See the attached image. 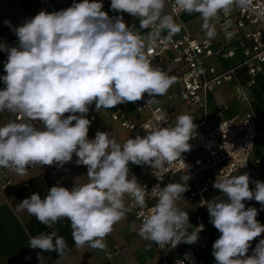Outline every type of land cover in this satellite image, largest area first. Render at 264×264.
<instances>
[{
  "label": "clouds",
  "instance_id": "obj_1",
  "mask_svg": "<svg viewBox=\"0 0 264 264\" xmlns=\"http://www.w3.org/2000/svg\"><path fill=\"white\" fill-rule=\"evenodd\" d=\"M174 3L180 12L201 16L208 38L216 35L210 21L219 13L228 16L234 7H252V0ZM165 5L166 0H111L113 11L128 13L139 20L142 29L150 28L147 36L134 32L122 16L109 17L100 0H82L25 20L14 29L18 46L0 44V50L8 53L6 75L0 77L5 85L0 90V113L19 117L0 125V168L19 175L36 166L62 168L73 154L77 165L87 166L86 182L77 178L71 190L58 184L43 198L33 193L16 206L18 212L26 211L49 228L62 218L69 220L77 247H106L104 238L130 211L126 194L134 206L147 207L148 192L135 176L129 178V162L150 165L153 175L162 180L165 165L183 161L181 154L191 150L189 140L196 135L197 125L187 114L178 115L173 127L146 125L147 135L128 138L122 144L108 132L97 131L94 139L88 138L92 121L87 113L93 102L100 112L139 101L147 93L152 97L147 101L150 104L175 83V77L153 66L146 55L181 30L172 15L163 14ZM4 23L11 26L10 21ZM163 31L167 37L161 36ZM189 179L185 173L183 183L162 188L157 184L152 189L157 202L142 220L141 238L172 248L198 240L203 225L189 232L188 212L176 204L188 190ZM249 185L247 173L216 177L213 187L223 198L207 203L210 223L220 233L212 246L216 264H264V239L247 255L250 242L264 233V225L256 219L257 209L246 208L244 203L254 199L264 206V182L256 181L254 190ZM29 247L63 253L67 243L53 230L30 237Z\"/></svg>",
  "mask_w": 264,
  "mask_h": 264
},
{
  "label": "built area",
  "instance_id": "obj_2",
  "mask_svg": "<svg viewBox=\"0 0 264 264\" xmlns=\"http://www.w3.org/2000/svg\"><path fill=\"white\" fill-rule=\"evenodd\" d=\"M59 0H38L36 9L40 10L47 5L56 4ZM102 10L107 12L109 17H119L116 11L111 9L110 4L100 0ZM168 15H172L176 24L180 25L181 34L172 35L167 43L158 42L155 47L146 52L155 67H160L169 76L175 77L177 84V97L193 113L195 107L204 110V120L197 125L196 135L189 140L191 150L181 154L183 161L177 160L170 165H165L166 171L163 179L158 180L153 175L150 165H135L129 162V178H146L140 183L146 191V208L134 206V200L130 195H125V202L133 212L134 218L140 227L142 220L148 210L157 202V197L152 189L159 184L162 188L169 183H175L178 174L185 173L190 177L187 181L188 190L183 194L188 202H196L197 208L202 212L195 214L192 231L203 225V231L199 232L198 240L193 244L181 242L176 248L170 245L160 247L153 242L157 250V257L160 264H208L200 253L204 249L213 251V244L219 238V231L210 223V216L207 203L218 200L222 193L207 198L206 193L213 188L216 177L221 175L235 176L247 173L250 179V189H255V182H264V161L254 157L253 152L257 137L261 136V147L264 150V128L260 127L257 115L252 107V91L258 85L260 76L264 74V0H252V7L247 10L234 7V11L228 16L221 12L219 27L224 38L223 43H215L211 38L203 36L195 37L186 27L183 15L176 7L174 0H166ZM31 17V14H28ZM150 29V28H149ZM168 35H162L167 37ZM173 52L171 69L164 67L165 54ZM215 59L222 64L221 69L209 64V59ZM235 59L232 63L229 60ZM7 60L3 59L2 64ZM224 64V65H223ZM225 82L233 83V95L239 102L242 110L230 118H222L212 128L203 130L201 126L208 117V106L213 104L217 114H221L228 106L225 102H217L209 99L219 87ZM4 87L3 85H1ZM147 93L141 99L137 110H148L149 117L139 125L129 123L123 115L113 114L114 120H120L123 127L128 128L133 139L140 135L144 137L147 131L143 128L146 125L151 128L173 127V112L165 104H147L151 99ZM95 102L89 106L87 118L91 124L96 120V114L92 108ZM12 114V113H11ZM13 119H19L13 115ZM39 122L35 123L38 127ZM205 150L207 159L197 167L189 165V158L198 150ZM187 165L185 168L184 163ZM7 168H0V189L12 183L11 173ZM183 183V182H182ZM246 208L255 207L258 211L256 219L264 225L260 217L264 215L262 205L255 201H244ZM213 230L215 239L211 240L206 231ZM191 231V232H192ZM264 239V233L250 242L247 255L251 256L259 240ZM106 252L105 258H110L117 253ZM149 261H147L148 263Z\"/></svg>",
  "mask_w": 264,
  "mask_h": 264
},
{
  "label": "crops",
  "instance_id": "obj_3",
  "mask_svg": "<svg viewBox=\"0 0 264 264\" xmlns=\"http://www.w3.org/2000/svg\"><path fill=\"white\" fill-rule=\"evenodd\" d=\"M111 5V0H105ZM82 0H59L56 4L47 5L43 9L37 10L36 4L38 0H0V44L8 47L18 46V38L15 35L14 29L22 25L25 20L35 17L39 12H54L67 9L73 3H79ZM234 11V8L231 12ZM117 12V11H116ZM122 16L123 21L127 26L131 27L134 32H138L141 36H147L151 29H142L140 22L136 17L128 13L117 12ZM31 14V17H28ZM163 14H168L164 13ZM200 16L198 13H184L183 17L186 24L189 25L194 19ZM218 17L210 21L215 26L216 35L211 38L215 43H223L225 40L221 34ZM10 21L11 26L6 25L5 21ZM187 29L197 38L206 35V30L203 28V21L195 24ZM181 30L174 34L180 35ZM162 35H168L167 31H163ZM8 53L0 50V77L6 75L2 60H7ZM173 52L169 51L165 54L164 67L171 69L173 67L171 58ZM235 59L229 60L232 63ZM209 64H213L217 69H221L222 64L211 58ZM224 65V64H223ZM3 81L0 80V90L4 87ZM177 84L174 83L166 94L156 96L152 104L159 102L165 104L173 112V121L176 122L178 115L187 114L194 119L196 125L204 120V110L199 107L194 108V112L190 113L188 108L177 97ZM209 99H214L217 102H225L228 108L221 114L216 113L213 104H209L207 112L208 117L204 121L201 129L207 130L216 125L222 118H230L242 110L239 102L233 95V83L225 82ZM141 104V100L136 102H128L119 104L111 109H101L98 112L93 106L92 110L96 114V120L90 125L88 138L94 139L97 131L108 132L117 139L119 143H124L128 138H133L131 131L123 127L120 120H114L113 114L123 115L126 120L134 125H139L149 117V111L144 109L137 110V106ZM252 107L255 111L260 127L264 128V74L260 76L258 85L252 91ZM69 115L66 113L65 116ZM13 116L9 112L0 113V125L12 120ZM74 123V122H73ZM41 127V124L38 128ZM262 137L256 139L253 156L264 161V150L261 147ZM207 153L201 149L195 152L189 158V165L195 168L201 162L207 159ZM78 158L73 154L71 162L64 164L61 168L59 165L52 166H36L27 170L26 174L19 175L14 171L11 173L12 183L7 187L0 189V264H160L157 257V250L153 246V242L141 238L138 234L139 225L133 216V212H127L124 219L113 226V231L104 238L106 247L101 249H93L88 244L83 247H77L72 238V229L70 221L62 218L57 223L49 228L39 223L34 216L29 215L26 211L18 212L16 206L25 198H29L33 193H39L43 198L47 195L48 190L56 185H61L69 190L74 186L77 178L80 182H86L87 166L77 165ZM182 174H178L175 183H182ZM146 178L138 179L140 184ZM219 192L214 187L207 193L206 197H212ZM220 196L218 199H222ZM177 207L182 211L188 212L189 224L186 228L189 232L192 231V224L195 214L201 213L202 210L197 208L196 202H188L184 196L176 202ZM126 207L127 204L125 202ZM129 208V207H128ZM264 210V206H262ZM264 220V215L260 217ZM56 230L59 236H62L67 247L63 253L56 251H42L39 248L33 249L29 247V239L33 236H38L42 233H50ZM206 235L214 240L213 230L208 228ZM117 249V253L110 258H105V253ZM200 256L208 264H216L212 251L204 249ZM147 261H149L147 263Z\"/></svg>",
  "mask_w": 264,
  "mask_h": 264
},
{
  "label": "rangeland",
  "instance_id": "obj_4",
  "mask_svg": "<svg viewBox=\"0 0 264 264\" xmlns=\"http://www.w3.org/2000/svg\"><path fill=\"white\" fill-rule=\"evenodd\" d=\"M167 11H168V8H167V5H165V8H164L163 12H164V13H167ZM200 21H203V20H202L201 16H198L197 19H194L191 23H189V25L186 24L187 22H185V24H186L188 27H189V26L192 27V26H194L195 24H198Z\"/></svg>",
  "mask_w": 264,
  "mask_h": 264
},
{
  "label": "trees",
  "instance_id": "obj_5",
  "mask_svg": "<svg viewBox=\"0 0 264 264\" xmlns=\"http://www.w3.org/2000/svg\"><path fill=\"white\" fill-rule=\"evenodd\" d=\"M183 19H184V17H183Z\"/></svg>",
  "mask_w": 264,
  "mask_h": 264
}]
</instances>
